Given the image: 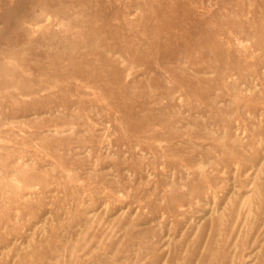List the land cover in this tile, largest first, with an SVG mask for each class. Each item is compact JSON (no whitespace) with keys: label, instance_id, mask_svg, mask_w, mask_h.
Masks as SVG:
<instances>
[{"label":"rangeland","instance_id":"rangeland-1","mask_svg":"<svg viewBox=\"0 0 264 264\" xmlns=\"http://www.w3.org/2000/svg\"><path fill=\"white\" fill-rule=\"evenodd\" d=\"M0 264H264V0H0Z\"/></svg>","mask_w":264,"mask_h":264}]
</instances>
